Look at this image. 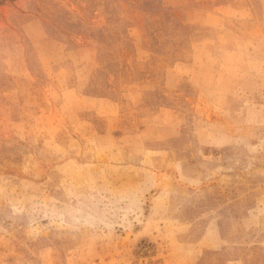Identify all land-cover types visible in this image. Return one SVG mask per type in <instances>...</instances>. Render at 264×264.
I'll return each instance as SVG.
<instances>
[{"label":"rangeland","instance_id":"374dc122","mask_svg":"<svg viewBox=\"0 0 264 264\" xmlns=\"http://www.w3.org/2000/svg\"><path fill=\"white\" fill-rule=\"evenodd\" d=\"M0 264H264V0H0Z\"/></svg>","mask_w":264,"mask_h":264}]
</instances>
